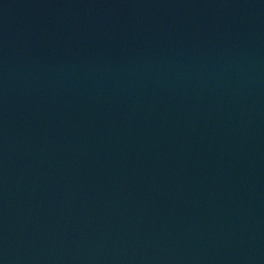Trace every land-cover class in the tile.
Segmentation results:
<instances>
[{"label": "water", "instance_id": "obj_1", "mask_svg": "<svg viewBox=\"0 0 264 264\" xmlns=\"http://www.w3.org/2000/svg\"><path fill=\"white\" fill-rule=\"evenodd\" d=\"M0 264H264V0H0Z\"/></svg>", "mask_w": 264, "mask_h": 264}]
</instances>
